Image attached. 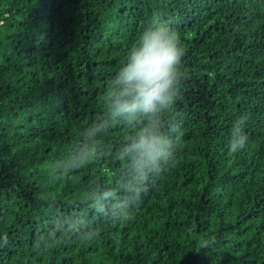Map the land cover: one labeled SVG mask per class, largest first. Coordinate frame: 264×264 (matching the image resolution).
Here are the masks:
<instances>
[{
    "label": "trees",
    "instance_id": "trees-1",
    "mask_svg": "<svg viewBox=\"0 0 264 264\" xmlns=\"http://www.w3.org/2000/svg\"><path fill=\"white\" fill-rule=\"evenodd\" d=\"M154 22L184 47L175 155L121 221L92 202L135 129L103 97ZM0 264H264V0H0Z\"/></svg>",
    "mask_w": 264,
    "mask_h": 264
},
{
    "label": "clouds",
    "instance_id": "clouds-1",
    "mask_svg": "<svg viewBox=\"0 0 264 264\" xmlns=\"http://www.w3.org/2000/svg\"><path fill=\"white\" fill-rule=\"evenodd\" d=\"M183 55L179 34L154 22L131 46L106 90L103 104L109 115L113 119H123L135 129L120 154V158L127 156L134 163L132 178L125 182L122 190H106L92 202L97 214L129 220L131 210L138 206L151 176L159 174L173 161L176 145L163 130L164 117L178 94L179 64ZM247 119L248 116L242 114L234 122L229 140L230 153H237L246 146L244 127ZM93 124L94 133L103 127V121ZM77 161L76 168L87 165L88 154L78 155ZM209 246L205 243L202 248Z\"/></svg>",
    "mask_w": 264,
    "mask_h": 264
}]
</instances>
